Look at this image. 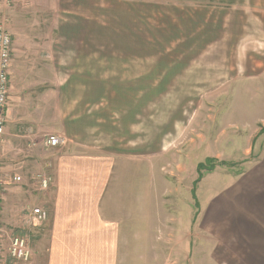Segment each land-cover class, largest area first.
Instances as JSON below:
<instances>
[{
  "label": "rangeland",
  "instance_id": "rangeland-1",
  "mask_svg": "<svg viewBox=\"0 0 264 264\" xmlns=\"http://www.w3.org/2000/svg\"><path fill=\"white\" fill-rule=\"evenodd\" d=\"M245 1L12 5L11 37L13 29L42 32L66 84L65 97L44 102L60 114L58 131L48 135L64 140L55 149L112 155L117 203L135 206L136 243L121 246L124 264H193L198 244V264H208L214 202L259 162L264 15ZM208 159L214 170L202 171L195 187L197 166Z\"/></svg>",
  "mask_w": 264,
  "mask_h": 264
},
{
  "label": "crops",
  "instance_id": "crops-1",
  "mask_svg": "<svg viewBox=\"0 0 264 264\" xmlns=\"http://www.w3.org/2000/svg\"><path fill=\"white\" fill-rule=\"evenodd\" d=\"M244 4L256 9L253 14L264 15V0ZM16 13L13 6L6 9L13 21ZM42 36L39 31L12 30L5 135L0 144L5 182L2 244L6 249L11 236L27 235L35 242L29 264H124L121 246L136 243L137 216L134 205L117 203L112 155L44 145L45 138L58 131L60 117L55 106L45 108L44 102L48 96L60 100L62 91L65 97L67 88L55 76ZM256 148L259 162L239 174L232 189L214 202L217 236L208 242V264H264V140ZM43 175L53 180L48 192L39 187ZM35 209L45 213V221L34 219ZM198 248L199 244L192 246L193 264L199 261Z\"/></svg>",
  "mask_w": 264,
  "mask_h": 264
},
{
  "label": "built area",
  "instance_id": "built-area-1",
  "mask_svg": "<svg viewBox=\"0 0 264 264\" xmlns=\"http://www.w3.org/2000/svg\"><path fill=\"white\" fill-rule=\"evenodd\" d=\"M14 0H0V144L5 135L6 109L8 105L9 95V76L12 54V37L7 29L8 17L6 9L10 8ZM60 144H64V140L57 136H47L44 140L46 148L54 149ZM40 177V176H39ZM39 187L41 190L47 191L53 183L51 176L43 175L39 178ZM15 182H19L20 178H14ZM5 182L0 173V214L2 205V195ZM33 217L37 222H43L46 219L45 213L40 209L33 210ZM3 232L0 226V264L7 262L28 263L33 257L30 246V240L27 235L16 234L8 239L6 249L2 244Z\"/></svg>",
  "mask_w": 264,
  "mask_h": 264
},
{
  "label": "trees",
  "instance_id": "trees-1",
  "mask_svg": "<svg viewBox=\"0 0 264 264\" xmlns=\"http://www.w3.org/2000/svg\"><path fill=\"white\" fill-rule=\"evenodd\" d=\"M262 132H264V128L262 129ZM213 160L208 159L205 163L198 164L197 166V173H198V180L194 182V186L196 187V184L199 182V180L203 177L202 171H205L206 173H211L214 170V164ZM195 190V188H194ZM192 191L193 199H195V191Z\"/></svg>",
  "mask_w": 264,
  "mask_h": 264
}]
</instances>
